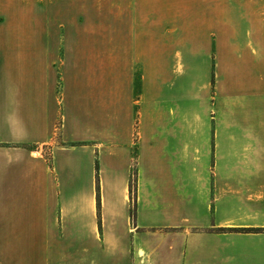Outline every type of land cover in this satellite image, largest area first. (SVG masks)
<instances>
[{"label": "crops", "instance_id": "1", "mask_svg": "<svg viewBox=\"0 0 264 264\" xmlns=\"http://www.w3.org/2000/svg\"><path fill=\"white\" fill-rule=\"evenodd\" d=\"M0 264H264V0H0Z\"/></svg>", "mask_w": 264, "mask_h": 264}, {"label": "trees", "instance_id": "2", "mask_svg": "<svg viewBox=\"0 0 264 264\" xmlns=\"http://www.w3.org/2000/svg\"><path fill=\"white\" fill-rule=\"evenodd\" d=\"M133 191H134V190H133V185H132V193H133Z\"/></svg>", "mask_w": 264, "mask_h": 264}, {"label": "rangeland", "instance_id": "3", "mask_svg": "<svg viewBox=\"0 0 264 264\" xmlns=\"http://www.w3.org/2000/svg\"><path fill=\"white\" fill-rule=\"evenodd\" d=\"M14 2H16V0H14Z\"/></svg>", "mask_w": 264, "mask_h": 264}]
</instances>
